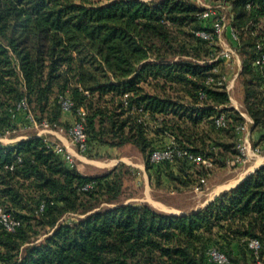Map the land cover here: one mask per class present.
Returning <instances> with one entry per match:
<instances>
[{"label":"trees","instance_id":"obj_1","mask_svg":"<svg viewBox=\"0 0 264 264\" xmlns=\"http://www.w3.org/2000/svg\"><path fill=\"white\" fill-rule=\"evenodd\" d=\"M224 1L239 34L245 113L253 131H263L253 62L257 43L264 45V0ZM201 11L186 0H0V135L28 126L25 113L63 129L80 122L86 153L130 145L151 179L160 174L192 188L203 176L194 165L177 157L153 165L152 152L169 135L179 150L225 166L235 148L213 133L222 131L235 147L236 128L245 123L225 87L204 84L223 61L208 63L219 47L213 22L198 19ZM22 101L25 111L17 110ZM220 114L227 122L221 129L214 125ZM126 172L120 163L101 176L83 175L42 136L0 144V206L19 222L13 233L0 225V264H208L214 245L228 264H239L235 242L254 264L245 243L251 238L264 261V166L183 216L119 203ZM70 214L82 218L62 222Z\"/></svg>","mask_w":264,"mask_h":264},{"label":"rangeland","instance_id":"obj_2","mask_svg":"<svg viewBox=\"0 0 264 264\" xmlns=\"http://www.w3.org/2000/svg\"><path fill=\"white\" fill-rule=\"evenodd\" d=\"M189 3H193L197 7L203 10H209L212 15L207 19L215 23L216 21L223 19V24L226 29L217 37L214 42L219 47L216 52L208 60V63L217 62V55L222 49H235L239 41V34L233 26H231V12L224 0H186ZM205 25L208 22H204ZM235 37V38H234ZM203 63V62H200ZM221 73L224 74L229 84L233 86L228 92L230 98V106L238 111H244L243 105V82L244 77L241 76L242 71V59L238 55V59H235L229 65L220 62L218 66ZM64 121L66 125H70L71 119L68 115H65ZM35 129H28L24 134H35ZM218 134H224L219 137L217 133H213L214 138L218 142L225 144H231L234 150V139L225 137V133L217 131ZM45 137L49 138V134H45ZM50 139V138H49ZM264 156V152L260 157ZM218 157V156H217ZM216 157V158H217ZM227 157V156H226ZM259 157V159H260ZM255 159V158H254ZM209 167H195V172L203 175L207 180V188L210 187L211 181L215 176L232 175L241 171V168H233L223 166L220 162L213 160ZM253 159L251 160V162ZM124 164L125 177L123 184V193L119 199V203H136L147 205H159L163 204L167 209L171 210H190L198 206L202 202V196L197 197L193 194L191 187H184L177 182H171V178H167V182H162L161 175L159 174L155 179H151L146 171L144 156L133 146L126 145L120 149L110 150L109 148L97 147L94 151H89L85 155H79L76 158L75 168L83 175L96 177L107 174L118 164ZM248 164V163H247ZM244 167V166H243ZM237 169V170H236ZM235 171V172H234ZM167 177V176H165ZM205 192V191H204ZM82 218L81 215L70 214L66 215L62 222L73 223L77 219ZM235 250L239 252L238 245H234ZM239 264H247L245 259H241ZM264 264V261H263Z\"/></svg>","mask_w":264,"mask_h":264},{"label":"built area","instance_id":"obj_3","mask_svg":"<svg viewBox=\"0 0 264 264\" xmlns=\"http://www.w3.org/2000/svg\"><path fill=\"white\" fill-rule=\"evenodd\" d=\"M248 8V6H247ZM212 15L209 10H203L198 14V19L205 21ZM226 29L223 24V19H220L213 23L212 31L214 35L220 37L221 34ZM203 39H210L209 35L204 32L197 33ZM235 38V37H234ZM218 60L223 61L225 64L229 65L235 59H238V54L235 49H222L218 55ZM258 73L260 74L259 91L264 97V45L257 43L256 45V57L253 62ZM208 77H206L204 84L209 87H225V90L229 92L232 89L231 82L227 77L220 73L218 69H213ZM199 99H204V94L199 93ZM126 105V103H125ZM70 102L62 100V108L66 111L70 108ZM27 105L22 101L17 105V110L25 111ZM83 116V113H81ZM25 120L27 121L28 127L33 128L37 131V137H45V134H62L66 136L71 145L75 150V154L68 149L67 146L51 140L47 137L46 144L49 149H51L55 154L61 156L64 162L70 166L75 167L76 165V155H85L88 144L87 136L82 123L74 122L68 129H63L61 127H56L50 125L47 121H41L38 123L35 117L31 113H25ZM141 121V120H140ZM226 119L224 115L220 114L214 119V125L216 128H225ZM13 131L6 130L0 135L6 137L10 135ZM237 140L235 143V155L225 159L224 164L227 167L241 168L249 163L252 159L260 157L264 152L261 147L252 144L249 141L248 127L244 123L236 128ZM183 158L189 164L195 167H209L210 163L200 155H194L186 151H181L177 148L175 140L171 136H167V143L163 148L155 150L150 155V163L153 165H160L165 162H173L175 158ZM207 180L205 177L200 176L196 183L191 188L193 194L197 197L202 196L206 190ZM0 225L9 233H13L15 229L19 226V222L14 220L8 213H6L0 206ZM247 248L252 254L254 259V264H263L260 257L261 244L258 239L251 238L245 241ZM206 258L208 264H228V259L226 255L220 250L219 245H214L206 251Z\"/></svg>","mask_w":264,"mask_h":264},{"label":"crops","instance_id":"obj_4","mask_svg":"<svg viewBox=\"0 0 264 264\" xmlns=\"http://www.w3.org/2000/svg\"><path fill=\"white\" fill-rule=\"evenodd\" d=\"M231 107V106H230ZM237 112L240 113V115L244 118L245 120V124L248 127V132H249V141L262 148V150L264 151V130L262 131H253V126H252V120L247 116V114L245 113V109L244 111H238V109H235ZM62 121L64 122V118H62ZM28 129H33L30 128L28 126H23V124H17L15 130H13V132L6 136V137H2L0 139V144L1 145H5V146H9V145H14L15 143L21 141V140H26L29 138H32L34 136L37 137V131L35 132V134H24V132H26ZM49 137L51 140H54L58 143H61L65 146L68 147V149H70L71 152H73L75 154V150L73 148V146L71 145V143L69 142V140L66 138V136L62 135V134H49ZM223 138V136H220ZM110 150H114V149H110ZM79 155H76V158ZM264 166V156L255 158L253 159V161L249 162L248 164H246L244 167H241V171H238L235 174L232 175H226V176H215V178L212 179L211 181V185L209 188H207V190H205V192L202 194L203 198L201 199L202 202L194 207L191 208L190 210H174V209H167V207H165L163 204L159 203V205H148L149 207H151L152 209H154L156 212L158 213H162L165 215H173V216H183V215H187L190 213H194L196 211H199L203 208H205L209 203H211L216 197H218L219 195L226 193L234 188H236L237 186H239L246 177H248L249 175H251L256 169H258L259 167ZM237 170V169H236ZM147 172V171H145ZM235 172V171H234ZM167 177L165 176H161V180L162 182H167L166 181ZM147 205V204H146ZM234 245H237V243L235 242L233 244V255L238 259L241 260V254H239L238 251L235 250ZM251 264V263H250Z\"/></svg>","mask_w":264,"mask_h":264}]
</instances>
